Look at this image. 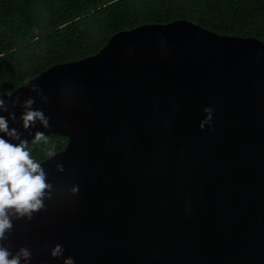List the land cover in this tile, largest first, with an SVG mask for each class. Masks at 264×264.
<instances>
[{
	"label": "water",
	"instance_id": "1",
	"mask_svg": "<svg viewBox=\"0 0 264 264\" xmlns=\"http://www.w3.org/2000/svg\"><path fill=\"white\" fill-rule=\"evenodd\" d=\"M30 81L0 96L34 97L51 127L24 130L10 103L9 126L68 144L40 162L52 198L13 221V253L28 246L30 264H264L263 40L186 19L144 24Z\"/></svg>",
	"mask_w": 264,
	"mask_h": 264
},
{
	"label": "trees",
	"instance_id": "2",
	"mask_svg": "<svg viewBox=\"0 0 264 264\" xmlns=\"http://www.w3.org/2000/svg\"><path fill=\"white\" fill-rule=\"evenodd\" d=\"M186 19L223 35L264 41V0H0V95L46 70L98 54L115 33ZM32 145L39 162L68 139Z\"/></svg>",
	"mask_w": 264,
	"mask_h": 264
},
{
	"label": "clouds",
	"instance_id": "3",
	"mask_svg": "<svg viewBox=\"0 0 264 264\" xmlns=\"http://www.w3.org/2000/svg\"><path fill=\"white\" fill-rule=\"evenodd\" d=\"M29 90L36 92L41 100L47 103L48 98L38 84L31 83ZM35 102L34 97H29L21 104L19 95L6 102L3 96H0V112L8 113L7 117L0 115V133L4 134L0 135V264H30L32 251L28 246H21L13 253L11 246H5L3 241L8 239L14 220L31 221L34 214L46 208L45 201L52 198L53 184L48 180V173L42 164L33 157L29 147L30 143L47 145L48 136L37 130L29 141L22 138L17 128L9 126V120L15 122L17 119L15 112L9 110L10 103L13 108L17 105L22 108L20 120L24 130H30L37 122L45 129L50 128V117L42 109L33 108ZM204 112L206 116L200 121L201 129L211 123L213 109L206 107ZM5 136L8 139H5ZM47 155L52 157L54 152L49 150ZM56 170L64 171L63 164L58 162ZM78 191V186L74 185L72 192ZM64 251V246L56 243L51 247L50 255L53 258H61ZM63 264H75L74 258H63Z\"/></svg>",
	"mask_w": 264,
	"mask_h": 264
}]
</instances>
